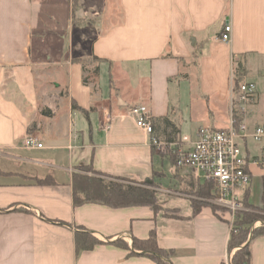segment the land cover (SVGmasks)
<instances>
[{
  "label": "crops",
  "instance_id": "crops-1",
  "mask_svg": "<svg viewBox=\"0 0 264 264\" xmlns=\"http://www.w3.org/2000/svg\"><path fill=\"white\" fill-rule=\"evenodd\" d=\"M227 24L228 44L218 40ZM240 65L258 81L253 129L264 124V0H0V264H156L113 244L132 248L153 230L172 264L224 263L232 214L208 204L195 215L175 181H205L154 151L129 113L147 107L162 138L165 118L178 139L225 129ZM28 135L44 148H25ZM243 146L264 157V139ZM80 167L134 185L160 176L162 210L75 207ZM248 173L239 200L264 216V164ZM81 231L101 244L78 252ZM251 251L264 264V236Z\"/></svg>",
  "mask_w": 264,
  "mask_h": 264
},
{
  "label": "built area",
  "instance_id": "built-area-1",
  "mask_svg": "<svg viewBox=\"0 0 264 264\" xmlns=\"http://www.w3.org/2000/svg\"><path fill=\"white\" fill-rule=\"evenodd\" d=\"M231 35L232 27L227 24L218 40L228 44ZM234 93L236 97L232 101L228 126L221 130L204 126L195 138L183 136L168 142L157 134L154 117L147 107L139 106L129 113L137 127L150 136L154 151L173 158L177 168L192 170L202 181H213L218 191V197L213 202L227 209L233 217L235 213L245 210L237 197V191L250 184L249 166L264 164V157H249L243 146L248 140L258 143L264 139V124L251 129L247 122L248 108L255 99L257 86L253 82L243 81ZM23 146L27 149L44 148L34 135H28ZM232 255L226 256L224 264L231 263Z\"/></svg>",
  "mask_w": 264,
  "mask_h": 264
},
{
  "label": "trees",
  "instance_id": "trees-1",
  "mask_svg": "<svg viewBox=\"0 0 264 264\" xmlns=\"http://www.w3.org/2000/svg\"><path fill=\"white\" fill-rule=\"evenodd\" d=\"M241 65L238 68V72ZM242 82V74L234 80V90L238 91ZM168 142L178 140L180 130L168 119L162 120L160 127ZM172 159L174 163V159ZM80 173L73 175V202L75 207L86 204H98L113 209L129 207H149L154 212H160L161 206L157 200L156 185L153 180H145L142 184L134 185L126 183L121 179H110L99 176L92 172L89 167H80ZM188 187L191 193L199 200L192 201L194 214H198L207 199L215 200L218 197V191L213 181L200 182L192 174L190 175ZM47 183L41 181V184ZM208 205V204H206ZM212 206V205H211ZM246 210L235 213L234 223L230 231L228 241V252L232 253L230 264H252L251 243L253 240L264 236V216L252 211L250 206L244 205ZM215 211L217 210L212 206ZM226 212H228L226 210ZM263 221L259 228L253 230L254 223ZM76 248L78 252L90 251L95 246L101 244L91 233L81 231L76 233ZM114 245L126 250H130V256H137L136 251L142 252L141 256L148 257L156 264H172V257L175 252L166 250L159 246L156 231H152L146 240L134 238L132 248L122 240H117ZM224 264V263H222Z\"/></svg>",
  "mask_w": 264,
  "mask_h": 264
},
{
  "label": "rangeland",
  "instance_id": "rangeland-1",
  "mask_svg": "<svg viewBox=\"0 0 264 264\" xmlns=\"http://www.w3.org/2000/svg\"><path fill=\"white\" fill-rule=\"evenodd\" d=\"M251 82H254L255 84H256V86H258V84H257V82L258 81H256L254 78H250L249 79ZM243 81H245L243 78H242V82ZM235 92V91H234ZM235 97H236V95H235ZM234 97V98H235ZM185 102L183 103V108H185V111H186V113H187V115H188V113L190 112V108L189 107H186V106H188L189 105V102H190V100H189V96L186 94L185 95ZM253 104V103H252ZM251 104V105H252ZM250 105V106H251ZM249 109H250V107L248 108V112H249ZM248 114V113H247ZM188 127H185L184 128V130H183V133L184 134H190V130H188L187 129ZM157 182H155L154 181V183H155V185H156V189L157 190H159V189H161L162 188V186H164V180H163V178H161L160 176L158 177L157 176V180H156ZM188 180H183L182 178L181 179H179V180H177V181H175V188L177 187L181 192H183L185 195H187V196H189L190 198H192V200L193 201H195V200H199V198L198 197H196V196H194L192 193H191V191H190V189H189V187H188V184H189V181L187 182ZM172 182V181H171ZM166 183V182H165ZM173 183V182H172ZM242 190H238L237 191V197H238V199H241L242 198ZM158 195L159 196H163V197H165V198H168V196L167 195H162V194H160V193H158ZM203 201H205V204L204 205H206V204H209V205H212L214 208H216L217 210H220L219 212H222V213H226V210L227 209H225L224 207H221V206H219V205H217V204H215L214 202H213V200H211V199H207V200H203ZM245 208V207H244ZM228 211V210H227ZM244 211V210H243ZM228 213V212H227ZM235 216V215H234ZM232 217H233V215H232ZM233 219V223H234V217L232 218ZM260 222V224L258 225V226H256V224L258 223V222H256V223H254L253 224V226H252V229L251 230H253V229H255V228H259V227H261V225H262V223H263V221H259Z\"/></svg>",
  "mask_w": 264,
  "mask_h": 264
}]
</instances>
